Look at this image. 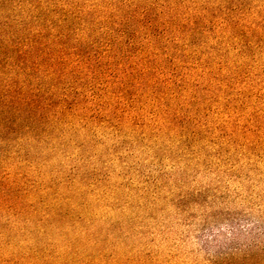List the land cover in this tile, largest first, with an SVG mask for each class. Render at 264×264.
Masks as SVG:
<instances>
[{"label":"trees","instance_id":"trees-1","mask_svg":"<svg viewBox=\"0 0 264 264\" xmlns=\"http://www.w3.org/2000/svg\"><path fill=\"white\" fill-rule=\"evenodd\" d=\"M108 130L157 161L264 157V0H0V264H169L129 241L141 215L96 166Z\"/></svg>","mask_w":264,"mask_h":264},{"label":"rangeland","instance_id":"rangeland-1","mask_svg":"<svg viewBox=\"0 0 264 264\" xmlns=\"http://www.w3.org/2000/svg\"><path fill=\"white\" fill-rule=\"evenodd\" d=\"M130 131L128 139L136 137V131ZM100 135L104 140L99 143L97 156L101 158V150L109 153L96 166L103 168L105 164L116 192L127 194L126 198L135 203L123 215H141L130 242L150 252L154 260H169V264H210L225 258L248 264L264 259V157L229 146L221 153L214 150L189 160L164 151V157L157 161L149 142L139 141L133 150L112 130ZM64 152L66 169L78 164L72 159L79 153L74 144ZM164 170L174 182L158 190L152 182ZM123 177L133 178L136 188L120 187ZM149 178L155 198L139 200L138 194L145 191ZM188 200L192 203L185 209L183 203Z\"/></svg>","mask_w":264,"mask_h":264}]
</instances>
